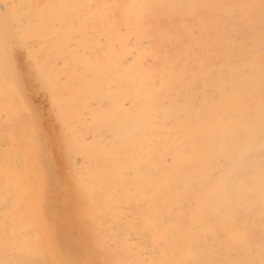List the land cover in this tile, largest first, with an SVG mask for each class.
Masks as SVG:
<instances>
[{"label": "bare ground", "instance_id": "1", "mask_svg": "<svg viewBox=\"0 0 264 264\" xmlns=\"http://www.w3.org/2000/svg\"><path fill=\"white\" fill-rule=\"evenodd\" d=\"M0 11L3 21L32 34L30 47L50 43L59 50L51 57L54 71L62 68L59 78L56 71L48 74L51 62L36 64L51 82L47 86L59 117L73 130L67 134L63 128L72 137L69 143L93 147L85 151L92 155H77L79 167L71 153L67 156L79 170L76 178L88 201L85 214L100 215L101 231L108 235L102 233L108 239L104 243L118 250L121 262L135 254L139 264H264V0H0ZM59 81H69L67 95L75 98L61 100ZM13 107L7 116L19 110ZM20 111L24 119L26 112ZM17 117L10 118L13 125ZM4 122L0 127L5 125L7 133L16 131ZM17 127L20 132L12 137L23 136L25 129ZM12 137L16 143L4 138L0 146L10 144L0 150L7 152L13 144L16 154L25 153V141L16 136L23 148L18 150ZM11 153L25 162V156ZM19 162L15 165L21 167ZM2 164L10 171L12 166ZM2 169L0 229L22 239L25 229L37 232L31 231L35 225L29 222L24 189L34 176L25 170L29 179L23 187L17 181H23L21 172L20 179L13 177L17 168L13 176ZM87 215L82 225L92 227L95 221ZM17 229L24 236L16 235ZM3 234L0 239H7ZM2 245L12 250L13 245ZM70 249L76 259L77 250Z\"/></svg>", "mask_w": 264, "mask_h": 264}, {"label": "rangeland", "instance_id": "2", "mask_svg": "<svg viewBox=\"0 0 264 264\" xmlns=\"http://www.w3.org/2000/svg\"><path fill=\"white\" fill-rule=\"evenodd\" d=\"M0 14H2V15H0V49H2V50H0V63L4 64V65L0 64V65H3L2 67H0V80H2V78L4 79V80L0 81V84H3V86H4L3 87L4 89L0 88V90H2L0 92H3L4 90L5 91L7 90V92L8 91L10 92V93L8 92L9 94L7 93L8 94L7 100L5 97L7 94L5 96L3 95V93L0 94V98H2L4 96V98L0 99V100H2V101H0V103H2L5 100L7 105L8 104L12 105V106H8L9 108L13 107V105L15 103H18V105L23 106V107L18 106V108H16L17 104H16V106L14 105V107H13L14 110H17V109H19V110L13 112V113L18 112L15 114L18 116V117L16 116L17 119H14V121H13L14 124H16V123L17 124L13 125L11 123L12 121H10V118L13 119V117L14 118H16V117L13 116L14 115L13 113H12L13 115L11 114L12 117H9V115L8 116L6 115V114H8L7 112H9V114L11 112L8 109V107L5 106V104H4L5 101H4L2 104H0V109H2L3 112L6 109V112H4L5 117L0 115V117H2L0 119L3 120L7 116V119H5L6 123L8 120L10 123L8 122L9 124H7L6 126H8V128H9V126L13 125V126H11L12 128L10 127V130L12 129V130L19 131L18 129H16V127L18 126L17 128H19L21 125H23V126H21V128H23L22 130L24 131V129H25L23 136L21 135L22 133H20L21 138L18 136L19 134L18 135L14 134L13 137H15V138H13L11 136V134L13 132H15L17 134V132L11 130L12 132L10 134L7 133L8 129L6 130L5 125L3 124L4 126H2V127L4 129L2 127H0V128H2L0 130H4V131H0V134H3V135L6 134L8 138L11 139V137H12L16 141L18 139L17 137H19L20 143H21V140H22V142H23V140L26 142V143L25 142L21 143L23 145L25 144L23 147L26 150H24L22 147L21 148L19 147V145L22 146L18 142L19 139L17 141L18 142V150L23 149L22 151H24V152L26 151L25 152L26 154L22 153L24 155H22V154L20 155L19 152L21 153V151H18L16 149L18 151V154L20 155V157L25 156L26 160L23 159V160H25V162L22 160H21L22 162H19V160L21 158L19 159L18 156H16V157H14V155L11 156V154H14V153H11L12 151H14L15 154L17 153L15 151V148L13 150L12 145L15 144L16 142H14V140H12V139L11 140H12L13 144L11 143L12 145H10L12 148L9 146L10 150H9V148L7 149V152H5L6 150H4V151L0 150V155H2V152H3V154L8 153V150H9L10 154L9 155L7 154V155L9 157L11 156L9 158L7 155H5V158H3L2 161H0V163H3V162L5 164L9 163L8 165H10V166L5 165V164H2V166L4 165L5 167H8V168L11 166L13 167L15 164H18V163H16V160H17V162H19L21 164V167L20 166L18 167L17 165H15L16 167H13L14 169L17 168L16 172H15L17 174L14 173V169H11L12 167L9 168L10 171L8 169H5V167H4L5 170H3L2 167H0V169H2L1 173H4L5 171H9V174H11V176H13L15 174V176H13L15 178L18 175H20L19 173L21 172V175L23 177V181L20 179L21 178L20 176L17 178L20 179L21 181L20 180H17V181L22 182L23 184H24V182L25 183L27 182L26 180L31 178V179H29L30 182L28 181V183H26L27 185L29 183L31 185L29 184L30 186H28V188L26 187L27 189L26 188H24V189H25V194L27 196L26 199H27V204L29 205V211L31 212V213L29 212V214H30L29 215V217H30L29 222L32 224L34 223V225H35V226H33L34 230H31V231H37V232H34L35 233V235H34L33 232L31 233L30 230H27V229L24 230L25 234L22 233L23 230H21V229H17L19 232L17 230H15L14 231L15 234L17 235V233H18V235H20L19 237L25 235L24 238L21 237L22 239L17 238L18 240H21V241L23 240L22 242H19L15 237H13L14 235L9 237L10 235L6 234V232H5L6 235L3 234L4 233L3 230L0 229V230H2V231H0V235L3 234V235H5V238H7V239L2 238V239H4V241H6L5 243L2 242V239H0V251L4 252V253L0 254V264H9V263L15 264V263H11V258H12V261H14V259H16L19 256H20V259H21V257L22 258L24 257L23 260L26 259L25 262L21 259L22 264L23 263H28V264H46L47 263V264H51V261L53 262V264H56V263L57 264H72V263L74 264L73 261L74 260L76 261L77 259H78V261L76 262V264H78V262H79V264H81V263L82 264H139V259L138 258L134 259L135 254L129 255L132 257V260L121 262L120 258L118 257V250L108 249V244L105 245L108 242L107 241L108 239L105 237L106 236L108 237V235L106 234L107 232L105 230L101 231L104 228L102 227L103 226L102 223H99L101 221L100 215H98V214L96 215L95 213H93V215H95V216L91 215L92 214L91 210L86 211L87 213L85 214L84 210H86V208L88 210V207L86 206V203L88 201L86 200L85 194H84L83 190L81 189V187L79 186L78 180L76 178V176L79 174V170H78V168H76V166H74L73 161H70L69 156H67V155L71 153L70 158H72L75 161V164L79 167V165L77 164V160L78 159L80 160V158H81L80 156H82V155H84V156L89 155L90 156V154L92 155L94 153V152L93 153H90V152H92L94 150L88 149V148H91L92 146L86 147V145L83 146L82 144L80 146H76V145L74 146V145L69 143L71 141L72 137L69 138L70 135L68 137H66L67 135L65 134V131H67V132L69 131V132L73 133V130L65 123V121H62L63 118H61V115L59 117V114H60V113H58L59 110L57 109V106H55V104H54L55 100H54L53 94L50 93V92H52V90L50 89L51 87L49 86L50 87L49 88L47 86V85L51 84V82L50 81H49L50 83L48 82V80H49L48 78L44 79L43 73L39 69V67H40L39 65H41L43 63L47 64L48 62H51V63H48L52 68V69L51 68L48 69V74H51L52 71L53 72L56 71L55 73H53V72L52 73L56 77L58 76L57 78L60 77L58 72L62 68L60 66L58 67V65H57V67H58L57 69H59V70L55 69V71H54V68L56 67V65L54 63L52 64V61H51V59H52L51 57L58 55V51H59L58 48H55V50H56V52H55L54 47L50 43H49V45L52 47H50L49 45H47V47H46V45H45L46 43H41L44 46L39 44L40 46L37 45L34 48L30 47L27 40L28 39L30 40V38L33 39L32 34H31V37H29L30 35H26V32L25 33L24 32L22 33V31L19 32V29L12 26L10 23L3 21L6 18L5 12L0 11ZM15 29H17L18 32H17V30L15 31ZM27 33L30 34L29 30H27ZM22 35H25V38H27V37H29V38H27L25 40V38L23 39ZM41 46L43 47V49L45 47L47 51H45V49L42 50V48H40ZM47 48L48 49L51 48V50L48 51ZM52 49H53V52H55V54L52 52ZM2 51H4V52L2 53ZM36 51L38 52V54L36 56L39 57L42 54L40 56L41 60H40V58L38 59L35 56L38 60L37 61L36 58L34 57L33 52H35V54H36ZM40 51L41 52L43 51L44 54H43V52L40 54ZM46 52L47 53L49 52V55ZM51 52L53 54H50ZM44 55H45V57H44ZM46 55H48V56L46 57ZM43 58H45V62H44ZM36 62H39L41 64H39V63L36 64ZM46 68H48V67H46ZM50 70H51V72H50ZM59 73L62 74L63 71L62 72L60 71ZM54 75H52V76H54ZM6 79L9 81H7ZM46 79H47V81H46ZM7 82H8V84H7ZM59 82H62V83L61 84L59 83V85L56 86V90L60 93V95H61V93L64 92L62 94L61 100L63 99V102H64L65 98L66 99L68 98L67 100L65 99L66 101L75 98L74 97L75 95H72V96L67 95V92L69 93L68 90H70V87H68L69 81L68 82L67 81H64V82L59 81ZM4 83L7 86L9 85L8 86L9 89H6L8 87H5ZM10 86H12V87H10ZM0 87H2V85H0ZM62 88H64V89L62 92H60V90ZM10 89H13V91L11 92ZM4 93H6V92H4ZM52 97H53V100H52ZM69 97H71V98H69ZM10 98L15 103H11L10 100H8ZM2 105L4 107V110H3ZM20 110H22V111H20ZM64 110H65V106H64ZM19 111L22 113H23V111L27 113V115H26V113H23L24 119L22 118L23 116L21 115V113H19ZM65 111H67V107H66ZM3 112H0V114H2ZM18 114H20L21 117ZM18 118H20V119H18ZM18 120H19L20 125H18L19 124ZM3 122L4 121H2L0 123H3ZM63 122L66 124V126ZM14 126H16V127H14ZM66 127L68 128V130L64 131L63 128H66ZM69 132L67 134H69ZM3 135H0V138H2ZM8 135L11 137H9ZM7 137H3V139L4 138L7 139ZM3 139H0V140H2V141H0V144H3V142L5 141V139H4V141H3ZM8 141H10V140H8ZM7 142H5V145L0 146V148L4 149V148L8 147L7 145H9L10 143L8 142L9 144L6 145ZM26 145L28 148L26 147ZM14 146L16 147L17 145H14ZM29 146H31V147H29ZM30 148L32 151L30 150ZM87 150L88 151L90 150L89 154H86L85 151H87ZM73 153L76 154V155H74L76 157V159H74V157L71 156V155H73ZM18 154H16V155H18ZM77 155L78 156L80 155L79 156L80 158H78ZM2 157H3V155H2ZM12 157H14L16 159H14V158L11 159ZM17 157H18V159H17ZM29 157H30V159H29ZM4 159H6V160L9 159V160H7V162H5ZM10 160H12V161L15 160V161L12 162ZM79 160H78L79 164H82V163H80L81 161H79ZM8 161H10V162H8ZM12 163H13V165H12ZM27 164H28V167H27ZM22 165L24 166L25 170L30 169V170H28V172H30L29 174L34 176V177H31V176L29 177L28 175H26L27 173L24 175L23 172H26V171L23 170ZM80 166H82V165H80ZM18 168H20V170L22 169L23 171L22 170L18 171ZM11 170L14 174L11 172ZM7 173H6V175H7ZM11 176L9 178L12 179V181L15 180L14 178H11ZM26 177H29V178H26ZM24 178H26V179H24ZM31 180H32V182H31ZM17 181H16V183H17ZM35 183H37V184H35ZM26 184H24L23 187ZM29 187L32 189H30ZM28 189H30V191L31 190L32 191L27 192ZM31 194H33V196ZM28 197L30 198V200ZM37 199H38L39 204L36 201ZM30 201L31 202L34 201L32 204H34V203L36 204V205L34 204V206H36L35 208L32 207L33 205L31 204ZM83 205H85V207ZM40 207H41V210H40ZM33 209H36V210L33 211ZM80 209L83 210L82 212H84L85 215H87L89 213V217H91V218H89L88 215H87V217L89 219L94 220L95 221L94 223L99 225L100 227H98V226L97 227L100 229H98L97 227L95 228L94 223H93L94 225L92 227L90 225L83 226L82 220L84 219L85 215H83V213H81ZM35 216H37V217H35ZM45 216L47 219L46 218L44 219ZM98 216H99V218H97ZM95 218H97L98 221ZM48 219H50L51 221ZM38 220H39V223H38ZM49 221L52 223V225L50 223H48ZM36 224L38 226H36ZM39 224H40V226H39ZM42 224H44L45 226L43 225V227H42ZM52 226H54V227L52 228ZM33 227H31V228L33 229ZM45 227H46V229H45ZM47 227H48V231H47ZM49 227L53 229L52 233H51L52 230H50ZM41 229H42V231H40ZM4 231H6V230H4ZM98 231H100V232H98ZM29 232H30V234H29ZM40 232H42L43 236H41ZM48 232H50L52 234L53 238L50 234H47ZM7 233L11 234L9 231ZM102 233L105 235V237L103 236ZM22 234H24V235H22ZM56 234L59 236H57ZM98 234H99V236L102 235L104 238L101 236V238H102L101 239L98 236ZM49 235H50V237H49ZM7 236L9 237L10 241L8 240ZM44 236H45V239H44ZM0 237H4V236H0ZM46 237H48L49 240ZM54 238H55V240L58 239L59 241L58 240L55 241ZM73 238H74V240H73L74 242L70 241V244H69V242L67 243V241H68L67 239L72 240ZM42 239H44V240L42 241ZM75 239H77V241H75ZM45 240H46V243H45ZM53 240L55 241V243ZM65 240H66V242H65ZM51 241H53L52 243L54 245H58V246L60 245V247L61 248L63 247V248L61 249L60 247L57 246L59 248V250H57V248H55L56 250L53 249V247H56V246L52 245ZM104 241H107V242L104 243ZM11 242H12V244H11ZM59 242H61L62 244H58ZM17 243L21 244V246ZM29 243L31 246L29 245ZM66 243L68 245H66ZM2 244H4V246L7 245L6 247H9L10 245H13V244H17V245H15V247H14V245L11 246L10 248L12 250L9 251L10 249L6 250L5 247H2L3 246ZM46 244L49 247L45 248L47 246ZM44 245H45V247H44ZM32 246L33 247L35 246V248L34 249L31 248ZM51 246H52L53 250L50 248ZM68 246H69V248L73 249V250L70 249V251H76L77 250L76 253H74V258H76V259H73V255H72L73 252H72V254L69 252ZM77 246H78V248H77ZM42 247H43V249L44 248L45 249L43 250ZM79 247H81V249ZM120 248H121V246L118 247V249H120ZM13 249H14V251H16V253L13 252ZM24 249L27 251V253L25 252ZM28 249H29V251H28ZM37 249H38V252H37ZM48 249H51L52 251L50 252ZM78 249H80L79 252H78ZM67 250H68L69 254H67ZM20 251L21 252L24 251V252L20 253ZM80 251L82 254L80 253ZM59 252L61 254L63 253V255L57 256L56 254ZM13 253H15V254H13ZM31 253L34 254V256L37 253H39L38 255H41L42 258L41 259L39 258V260H40L39 261L38 256L36 255L34 258V256H32ZM64 253H65V257H64ZM7 254L8 255L11 254V255L8 256V258H7ZM16 254H18L19 256ZM29 254H31V256ZM5 255H6V257H3ZM12 255H13V257H11ZM75 255H77V256H75ZM14 256H17V257H14ZM53 256H54V258H53V260L50 259L51 261L49 259H46V258H50V257L52 258ZM68 256L71 258V260ZM4 258H7V259H5L3 261L2 259H4ZM32 259H35V260L33 261ZM8 260L10 261L9 263L6 262ZM46 260H47V262H46ZM16 261H17V263L20 262L18 258ZM70 262H72V263H70Z\"/></svg>", "mask_w": 264, "mask_h": 264}]
</instances>
